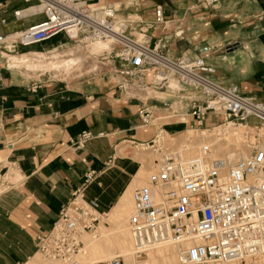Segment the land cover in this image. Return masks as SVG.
Returning <instances> with one entry per match:
<instances>
[{
	"label": "built area",
	"instance_id": "built-area-1",
	"mask_svg": "<svg viewBox=\"0 0 264 264\" xmlns=\"http://www.w3.org/2000/svg\"><path fill=\"white\" fill-rule=\"evenodd\" d=\"M21 1L27 6L14 9L11 21L3 17L4 26L35 15H42L43 19L0 35V49L6 53L42 46L58 36H65L67 43L42 52L62 51L68 43L81 46L114 39L120 46L109 56L113 59L109 70L120 91L133 96L145 88L141 78L144 80L150 72L164 75L159 84H155L156 75H153L149 84L162 89L168 73L176 76L182 86L198 90L201 96L186 99L196 123L195 130H201L203 142L199 155L183 160L179 150L167 149L163 128L151 141L141 144L152 148L159 159L146 182L132 192L133 211L127 219V228L135 257L141 258L161 246H169L174 250L177 264L264 260V101L243 93L236 85L214 80L211 76L215 70L203 58L174 59L166 55L160 45L152 46L151 37L141 42L131 32L133 22L121 15L114 3ZM217 1L206 0V6ZM33 7L40 9L22 14ZM8 11L9 5L0 1V12ZM154 15L156 23L167 21L161 6H156ZM140 114L147 124L150 112L144 108ZM229 127L241 134V145L249 151L237 161L228 158L230 151L238 152L235 144L223 148L225 156L212 157L222 145L228 144L226 129ZM93 137L91 132L84 131L71 138L70 144L82 148ZM91 176L92 172L86 175L85 183ZM15 186L7 169L0 175V193ZM98 209L97 199L85 200L82 191L77 189L61 208L51 230L39 235V253L48 260L79 264L75 257L85 248L84 234L99 235L100 220L94 215ZM96 264L126 263L123 256L117 254Z\"/></svg>",
	"mask_w": 264,
	"mask_h": 264
},
{
	"label": "crops",
	"instance_id": "crops-1",
	"mask_svg": "<svg viewBox=\"0 0 264 264\" xmlns=\"http://www.w3.org/2000/svg\"><path fill=\"white\" fill-rule=\"evenodd\" d=\"M102 1L118 4L121 15L127 16L135 28L147 30L150 44L160 45L171 58L187 52L188 38L174 37V31L169 38L156 36V28L151 27L156 6L162 7L166 20H176L190 30L204 22L209 32L202 39H214L219 46L223 40L218 32L227 26H239L246 42L251 35L258 42L260 68L249 84L264 87V0H218L209 7L206 0H138L129 7L124 6L127 0ZM13 24L0 27V35L13 31H6ZM226 35L225 40H229ZM65 42V36H59L47 46ZM3 52L0 49V175L8 169L16 186L0 193V264H27L39 253V235L51 230L61 208L77 189L85 200L99 201L98 211L112 207L105 214L96 211L99 215L113 209L138 168L137 160L120 156L123 154L119 151L124 153L125 147L119 145L151 141L157 132L155 122L164 121L169 110L164 104L170 100L164 99L163 89L149 85L148 74L143 80L145 88L133 96L117 88L111 71L107 77L93 72L68 81L30 80L7 66ZM252 56L247 53L248 63L243 69L250 68ZM144 108L150 112L147 124L140 114ZM166 125L172 132L186 127L182 120ZM160 126L164 127V122ZM84 131L94 137L82 148H75L70 139ZM90 172L91 179L85 183Z\"/></svg>",
	"mask_w": 264,
	"mask_h": 264
},
{
	"label": "rangeland",
	"instance_id": "rangeland-1",
	"mask_svg": "<svg viewBox=\"0 0 264 264\" xmlns=\"http://www.w3.org/2000/svg\"><path fill=\"white\" fill-rule=\"evenodd\" d=\"M4 3L9 5V11L3 14L0 13L1 14L0 18L4 17L8 21L12 20L14 9H19L20 7L24 6V3H21V1H17V0H4ZM117 5L116 7L120 8V6ZM42 19H43L42 15H35L23 19L21 21H17L9 28V30L6 31L8 32L11 30L22 29L30 24L41 21ZM174 23L175 25L171 29L162 31L163 33L166 34L165 38H169L171 32L173 31L174 34L177 33V35H175L174 37L179 36L183 38H188V41H186L187 52L185 54L174 56V59H181L183 56L192 59L203 58L207 64L211 65L214 68L215 73L211 76L214 80L221 82L223 84L236 85L243 93L252 95L257 99L264 101V87L255 88L249 84L255 81V76H253V74L260 68V66L258 65L260 62L257 61V57H256L258 42L256 41V39L253 38L252 35H251L252 38L249 40L250 42H246V40L242 38V36L244 35V31H242L239 26L236 27L227 26L224 30L218 32L219 33L218 37H221V39L223 40L221 42V45L219 46L215 44L216 40L214 39H206V40L202 39L203 37L207 36L206 33L209 32V28L206 27L207 25H205L204 22L201 23V25L197 27V29L195 28L191 30L188 29V27L184 24L182 25L177 24L176 20H174ZM0 27H5V26L2 23H0ZM131 27L133 28L131 32H134L135 30L138 29L135 28L136 27L135 25ZM156 28H162V26L161 27L157 26ZM203 28H207V29H203ZM196 31H200V32L196 33ZM147 32L148 31L146 30V33ZM226 34L230 36L229 40L228 39L225 40V37L227 36ZM136 37L141 42H145L146 34L137 33ZM57 38H59V36L53 38L49 42L44 43L43 49L46 50L50 49L52 46L49 45L47 46V44L53 43L54 40ZM236 42L240 44L241 42H243V46L235 50H227L229 46L234 45V43L236 44ZM226 43H229L226 46L227 49L225 47ZM248 45H251L250 49L249 47H247ZM90 46L91 45L89 44L81 45V46L69 44L65 46L62 51L50 52L47 55L46 54L42 55L41 52L39 51H43V49L37 46L36 47L33 46V48L31 49H19L16 52H14L13 47H11V50L13 51L12 53L3 52L2 55L6 58L7 66L23 74L26 78L30 80L32 79L36 81H44V80L68 81L73 78H76L78 75H81L82 73L90 74L93 72L102 75V77L103 76L107 77L109 74V73L107 74V72H110L109 67L113 66V59L109 56H112L113 54L111 53L115 51H113V49L110 48L106 52L103 51L100 53L92 54L88 51L90 49ZM30 51H38L37 53L40 54L38 55L40 59L33 54L35 52H30ZM69 51L73 53L72 56H68V54H65L66 52ZM90 51H94V50H90ZM247 53L251 55L253 54V56L249 59L250 65L249 64L248 65L250 66V68L248 67V69L246 70L243 68L246 67L248 63ZM55 54L58 55L55 57ZM31 55L32 56L34 55L33 56L34 59L36 60L38 59V61L34 65L21 66L16 63L9 62V61H14L16 57L17 58L20 57L24 61H26L28 57H31ZM51 56H53V58H51ZM84 57H88V59L86 61H83ZM50 63H52V65H50ZM86 64L87 66H85ZM148 75H149L150 83L153 81L154 79L153 77L155 75H156L155 78L156 81L161 80L164 76L161 73L155 74L151 72L148 73ZM166 77H167V82L164 85V88L162 89L164 90V92H166L164 93V99L170 100V102L164 104V107L169 108V110L164 115V121L155 122L156 123L155 128L157 131L162 128L164 129V132L166 133L165 135L166 141L164 142V144L167 149L170 148L171 150H178L179 148H181V145L182 147H186V145L191 142L190 144L196 147L194 149L196 151L191 150L190 155L197 156V154L200 153L199 149L201 147L203 139L201 137V130L198 131L195 130L196 123L193 117L188 115L187 109L189 106V102L186 99L200 98L201 96L198 90H194L182 86L181 81L176 76L167 73ZM174 82L178 83L179 86H176V84H175L176 87L173 86ZM180 89H184V90L182 91ZM151 120L155 121L154 117H151ZM173 120L184 121L186 125L184 130L180 132L169 131L168 126L166 124L170 123ZM163 122H164V127L160 126V124H162ZM216 128L219 127L216 126ZM197 143L199 144L198 146ZM141 144L142 143L131 144L124 142L119 145L125 147L123 155L120 156H128L131 157L133 160H137V164H138L137 173L139 175L140 181L138 182L139 185L137 183L134 189L136 187L143 185L146 182L147 178L154 169L156 160L159 159V155L152 148L150 149L144 148V146H141ZM231 144H233V142ZM228 145L230 144L228 143ZM194 152H197V154ZM224 153H226V151H224ZM217 154L223 156V154H219L216 152V154L213 155L212 157L214 156L219 157ZM111 208H108L106 211H99V212L101 214L107 213ZM132 211H133V207L128 214H126L124 217L115 220L113 223L106 221L105 215L101 216L98 215L97 212H94V215L97 216L100 220L99 228H98L99 235L97 237H93L91 233L84 234L83 240L85 243L84 246L85 248L80 254H78L75 257V261H77L79 264H96V262L108 260L116 256L117 254H120L122 252L120 244L118 243L120 230L126 229V231L128 232V236L131 238V234L127 228V219ZM101 224H104L106 227L105 235L101 234V232H103L104 230L103 227L101 228ZM131 245H132V251H134L132 241H131ZM87 250H90V253L92 254L90 253L88 254V252H86ZM154 251L155 250L151 252L154 254L153 256H155L156 259H153L151 261H149L150 260L148 259L149 255L147 254L143 255L141 258L135 257L133 261L128 259V257H126V255H124L123 252H122L123 254L121 253L122 255L121 254L120 255L123 256L126 264H162V260H163L162 257H158V255H156ZM41 260L43 263L41 262ZM34 261H39L42 264H50V263L54 264V262L55 264H59V263L70 264V262L64 260H48L40 253H38L34 258H32L27 264H32V263L35 264ZM165 264H177L176 257L174 258V261L166 262ZM239 264H264V260L250 259L241 262Z\"/></svg>",
	"mask_w": 264,
	"mask_h": 264
},
{
	"label": "bare ground",
	"instance_id": "bare-ground-1",
	"mask_svg": "<svg viewBox=\"0 0 264 264\" xmlns=\"http://www.w3.org/2000/svg\"><path fill=\"white\" fill-rule=\"evenodd\" d=\"M136 1L138 0H127L124 4V6L126 7H129L131 5H133ZM40 8H36V7H33V8H30V9H27V10H24L22 12V14H27V13H30L32 11H36V10H39ZM153 13V12H152ZM154 15V14H153ZM143 19V18H142ZM141 19V20H142ZM145 20V19H144ZM148 22V21H147ZM155 24L152 25L151 27L152 28H156L157 26H162V28H156L155 30V35L156 36H160V35H166L165 33H163L162 31L164 30H169L171 29L175 23H174V20H169V21H165V22H160V23H156L154 22ZM137 25V24H136ZM144 26V25H143ZM150 26V25H149ZM149 28V27H148ZM133 34H137V33H145L146 34V30L143 29L142 27L138 28L137 30H135L134 32H132ZM152 33V31H151ZM154 35V36H155ZM145 41H148V38L145 39ZM89 45L90 46V49L88 50L90 53L94 54V53H100V52H103V51H107L109 50L110 48L113 49V51H116V49L119 48V43L114 40V39H107V40H103V41H96V42H91ZM10 50H11V47H10ZM90 50H94V51H90ZM99 50V52H98ZM58 51V50H57ZM30 52H35L33 53L37 58L40 59V57H38V55H40L39 53H37L38 51H30ZM41 52L42 55L44 54H49L50 52H42V51H39ZM54 52V51H52ZM28 53V52H27ZM56 53V52H55ZM65 54H68V56H72L73 53L72 52H66ZM91 54V55H92ZM33 55V56H34ZM58 54H55V57L57 56ZM90 55V56H91ZM31 55V57H28L26 61H24L22 58L20 57H16V59L14 61H9V62H12V63H16V64H19L21 66H25V65H34L36 64V62L38 61V59H34ZM51 58H53V56H51ZM88 59V57H84L83 58V61H86ZM84 64V63H83ZM50 65H52V63H50ZM87 66V64L85 65ZM94 67H95V64H94ZM99 70V69H98ZM143 78H141V81ZM163 79V78H162ZM161 79V80H162ZM161 80L159 81H156L155 84H159L161 82ZM179 86L178 83L174 82L173 83V86ZM175 86V87H176ZM226 131L228 132V137H227V141L229 144H231L233 142V144L235 145H238V152H234L233 150L229 152V159L232 160V161H237L239 159H242L244 157H246L249 153V151L247 149H244L241 145V140H242V136L239 132L235 133V130L232 128V127H229L226 129ZM187 132V131H186ZM191 134V133H189ZM181 136V135H180ZM179 136V138H180ZM182 137V136H181ZM186 139V138H185ZM187 141V140H186ZM192 141V140H191ZM191 143V142H190ZM189 143V144H190ZM187 144V143H186ZM187 144L186 147H182L181 145V148H179V152L181 154V157L183 160H188V159H191L195 156H192L190 155L191 153V150H194L196 147H194V145L192 146L191 144L189 145ZM185 145V144H184ZM199 144L197 143V146ZM224 146V147H222ZM220 148H222L220 151H218L217 153L219 154H223L224 156L227 154V153H224V150L223 148H228V144L226 145H222ZM199 149V148H198ZM200 150V149H199ZM196 151V150H194ZM198 152V151H197ZM197 152H194L197 154ZM200 152V151H199ZM119 154H123V151L120 150L119 151ZM199 154V153H198ZM197 154V155H198ZM216 154V153H215ZM213 154V155H215ZM195 155V154H194ZM218 155V154H217ZM220 156V155H218ZM215 157V156H214ZM139 175L138 173L133 177V180L132 182L130 183V185L128 186V188L126 189L125 192H123L122 196L120 197V199L118 200V202L115 204V206L113 207V209L108 213L106 214V221H109L111 223H113L115 220L121 218V217H124L126 214H128L130 212V210L132 209L133 207V199H132V192L134 190V187L135 185L139 182ZM139 185V183H138ZM96 212V211H95ZM99 215V214H98ZM102 216V215H101ZM104 216V215H103ZM104 228L103 232H101L102 235H105V225L104 224H101V228ZM131 238L128 236V232L126 231V229H122L120 230V235H119V239H118V243L120 244V247H121V251L124 253V255H126V257H128V259H130L131 261H133L135 259V254L134 252L132 251V245H131ZM120 251V252H121ZM86 252H88V254L90 253V250H87ZM121 252V253H122ZM84 253V252H83ZM120 253V254H121ZM122 253V254H123ZM154 253L156 255H158V257H162V264H165L166 262H172L174 261V258L176 257V255L174 254V250L172 247H169V246H161L159 248H157ZM92 254V253H90ZM121 254V255H122ZM171 254V255H170ZM147 255H149V258L150 259L149 261L153 260V259H156L155 256H153L154 254L152 252H149ZM153 256V257H152ZM129 260V261H130ZM35 264H42V260L41 262L39 261H34ZM34 264V263H32ZM51 264V263H50ZM55 264V262H54ZM60 264V263H59ZM234 264H239V263H234Z\"/></svg>",
	"mask_w": 264,
	"mask_h": 264
},
{
	"label": "water",
	"instance_id": "water-1",
	"mask_svg": "<svg viewBox=\"0 0 264 264\" xmlns=\"http://www.w3.org/2000/svg\"><path fill=\"white\" fill-rule=\"evenodd\" d=\"M240 47V43H236V44H234V45H232V46H229L228 47V50H235V49H237V48H239Z\"/></svg>",
	"mask_w": 264,
	"mask_h": 264
}]
</instances>
